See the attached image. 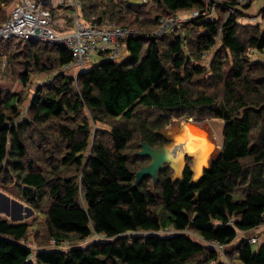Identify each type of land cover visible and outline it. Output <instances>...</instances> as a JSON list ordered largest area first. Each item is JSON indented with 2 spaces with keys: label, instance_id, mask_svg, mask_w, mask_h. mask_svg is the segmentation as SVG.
Listing matches in <instances>:
<instances>
[{
  "label": "trees",
  "instance_id": "1",
  "mask_svg": "<svg viewBox=\"0 0 264 264\" xmlns=\"http://www.w3.org/2000/svg\"><path fill=\"white\" fill-rule=\"evenodd\" d=\"M2 1L0 22L6 19ZM126 1L82 0V13L96 16L97 24L120 25L123 9L143 22L149 2L166 11L164 16L211 7L209 0ZM225 1V9H234L225 19L200 14L186 24V34L128 38L127 58L103 59L77 78L53 75L73 59L66 46L0 42V58L8 47L19 45L7 61L17 59L23 84L34 74L51 77L39 85L27 119H19L21 94L0 89V181L9 184L16 177L30 205L45 201L41 211L50 238L57 245H75L33 251L25 243L30 225L0 218V264H228L213 244L227 247L239 232L264 224V60H250L251 50L264 52V28L239 23L240 11L251 3ZM163 15L149 24L158 25ZM197 28L201 31L194 38ZM218 39L220 49L207 69L198 60ZM87 111L94 124L108 125L93 142ZM175 118L221 119L225 129L219 156L198 181L189 169L174 181L166 167L156 183L147 176L135 186L141 162L150 158L131 156L132 143L161 145L159 131ZM28 129L51 139L43 147V165L29 157ZM53 156L57 160L48 162ZM91 236L98 239L76 245ZM234 251L238 264H264V242L254 249L246 237Z\"/></svg>",
  "mask_w": 264,
  "mask_h": 264
},
{
  "label": "rangeland",
  "instance_id": "2",
  "mask_svg": "<svg viewBox=\"0 0 264 264\" xmlns=\"http://www.w3.org/2000/svg\"><path fill=\"white\" fill-rule=\"evenodd\" d=\"M143 1L144 0H127L126 3H128V2H130V3H142ZM225 2H226L225 0H209L208 4L210 3L211 7L209 5L210 8L207 11V12H209V13H207L208 17H210L211 19H213V18L225 19L229 15L233 14L234 9H228V8L225 9L223 7V4ZM237 2L239 4V0H237ZM16 3H17V0H3L1 2V9L5 12L6 18ZM251 3L252 4H251V6H249V9L244 10L243 8H241L244 11H240V13H239V15H240L239 23L241 25L256 24L255 22H257L256 20L258 19V20H261L258 24H260L264 28V19L260 18V16H264V0H252ZM135 6L136 5H134V7ZM123 10L124 11H122V12H123L125 17H122L123 19H121V20L119 19V21L121 23L120 25H129L133 28H136V29H138L140 34H155V32L158 29H160V27H161L160 22L158 25H150L149 20L156 17V15H158L159 13L161 15H163V14L167 15L166 11L158 9L155 4H153L152 2H149L147 4V10H148L149 14L148 15L145 13L142 14L144 19H143V22L141 21L143 24H142V27H140L139 25H137V24L141 23L140 22V16H139V19L136 20L134 15H132V14L130 15V13L128 11H126L125 9H123ZM56 13H57V15L59 14L60 17L62 16V14H60V12L56 11ZM190 14H191L190 12L188 13L187 11H181L180 10V11H177L176 13L171 14L170 16H164L163 15V17H162L163 20H165L167 18H168L167 20H173V18H176V17H178V19H177L175 24L171 25L168 29H166V31L163 33L162 36L163 37H169L170 36V38H172L173 34H186L185 26L191 20L188 18L190 16ZM82 15L86 20L90 19L87 17V15L84 13V11H83ZM95 17L92 16V18H95ZM71 20L72 19H70L66 16L65 21H67V22H65V24H67V26H69V28L74 25V22H73V24H71V26L69 25ZM200 31L201 30L198 28L193 29L192 36L194 38L197 37ZM16 45H17V43H14L11 47H8V49L10 48L9 50L7 49L8 52L6 50L3 51L4 54L0 58V64L2 65V69L0 72V89L9 91V93L21 94V96H22V102L20 105L21 116L19 118L21 120V119H27L29 117V107L31 105V102L33 100V97H34L39 85L46 83V81L51 79V77L49 75H46V74H34L31 76V79L28 81L27 84H23L21 82V80L19 79V71L21 70V68H19L18 67L19 65H17L18 64L17 59L16 58L14 59V57H13L12 62H11V60L7 61V60H9L7 58V56H9L8 54L11 53L13 51V49H15ZM220 46H221V42L218 39L217 46L215 48H213L212 50L208 51L204 55L203 58L198 60L199 63H201V65L205 66V68L209 69L210 65H211V61L214 59V56L217 53V51L220 49ZM17 48L19 50V45ZM49 48H50V46H48V49ZM5 52H7V53H5ZM221 52L223 54H225L224 50ZM128 55H129L128 51L124 50L123 53L120 55V59L121 60L125 59ZM23 57H25V56L20 57L21 60ZM94 60H92L91 63L86 65V69H90L91 66H93L92 62ZM250 60L251 61L264 60V52L259 53V52L251 50L250 51ZM193 62L195 63L194 60H193ZM73 73H74V71L70 72V74H73ZM152 112L155 115H157L159 113V112H154V111H152ZM86 115L90 118L88 111L86 112ZM182 119H186V118H175L172 120L171 124H169L168 126H172V124L174 122L180 121ZM189 119H192L193 121H195L193 118H189ZM89 120L91 123V134H92L91 139L93 142L95 135L96 134L100 135L101 130L108 129V125H106V124H94V122L92 121L91 118ZM198 123H200V125L202 127H204V130L207 132L211 142L214 144V147L216 150L213 152L212 158H217L219 156V153L221 152L223 142H224L225 123L221 119H215V118H212V119L209 118V119H206L204 121H200ZM168 126H166V127H168ZM47 128L50 131V133L54 130L53 125L47 126ZM161 130H164V129H161ZM40 131H41V128L38 130V132H40ZM34 132H35L34 129H28L26 131V133H27L26 136L27 137L29 136L30 138H32V142H33L32 143L31 140H27V143L29 144V157L32 159H34V158L37 159L38 164L43 165V162L47 163V161L44 159L45 151H44L43 147H44V144L47 141H51V139L44 137V136L38 137V136H36L37 134ZM52 136H54V135H52ZM138 144L139 143H137V141H134L132 143V149L130 152L131 156H134V157L139 156L137 153H139L142 150V147L140 146V144L139 145ZM54 155H57V152L54 151ZM54 158H55L54 156L50 157L48 162L54 161L55 160ZM150 161L151 160L144 159L140 165L145 166V165L149 164ZM6 165H7V161L4 162L3 166H6ZM141 166H140V169H141ZM138 169H139V166H138ZM172 175H174V172L172 173ZM20 184L21 183H19V181L16 179V177L14 178V181L9 183V184H6L4 181L2 182V180L0 181V200L4 201L5 205L10 210L9 213H6L5 211L4 212L0 211V218H8L11 223L27 222L30 225V227H29V234L27 236L25 243L28 244L33 251H37V250L42 249V248L68 250V249L72 248L73 246H75L74 244H71V242H65V244H67L65 246L64 245H59V246L55 245L54 239H51L47 233L46 216L41 211V210L45 209L46 202L45 201L41 202L39 207H34V206L30 205L22 197ZM238 188H239L238 190H240V192H241V190H244V186H242L241 184H239ZM259 229H260V231H257L258 232L257 235H259V237H261V238H258L255 235H252V232H247V233L239 232V235H238L236 241L231 243L229 246L220 248L217 244H213V245L215 248H217V250L222 255V259L224 260V262H226L228 264H238L239 261L235 258V256H236L235 251H234L235 245L237 243H239V241L243 240L246 237L249 239L255 238V241H252V242H257L256 244L253 245L254 249H257L259 244L264 242V226L262 228H259ZM167 232L168 231H164V232H161V234H167ZM169 232H172V231L170 230ZM257 232H254V234ZM134 234L138 235V234H141V232L132 233L131 235H134ZM97 239L98 238L96 236H91L85 242L81 241V242H78V244H76V245L85 247V246L93 243ZM228 254H229V256H228ZM199 258H197L193 262L194 263L197 262V260H199ZM210 264H215V263L212 262Z\"/></svg>",
  "mask_w": 264,
  "mask_h": 264
},
{
  "label": "built area",
  "instance_id": "3",
  "mask_svg": "<svg viewBox=\"0 0 264 264\" xmlns=\"http://www.w3.org/2000/svg\"><path fill=\"white\" fill-rule=\"evenodd\" d=\"M251 2L252 0H239V5L244 6ZM56 11L62 16L57 15ZM187 12L191 13L189 19L200 14L208 17L205 10L202 13L201 10ZM66 16L74 19V25L70 28L65 24ZM260 18L264 19V16ZM167 19L160 18L162 28L160 27L154 35L162 36L166 29L176 23L178 17ZM256 21L258 24L261 20ZM140 35L138 29L131 26H121L108 20L101 24L95 23L93 18L86 20L82 15V0H17L7 18L0 22V42L9 39L33 40L66 46L73 59L53 72V75L59 72L70 74L74 71L70 74L74 78L87 71L86 65L91 63L94 57L102 56L113 62L122 61L120 55L126 50V40ZM248 241H255V238ZM55 245L59 246L56 241ZM61 245L67 244L64 242Z\"/></svg>",
  "mask_w": 264,
  "mask_h": 264
},
{
  "label": "water",
  "instance_id": "4",
  "mask_svg": "<svg viewBox=\"0 0 264 264\" xmlns=\"http://www.w3.org/2000/svg\"><path fill=\"white\" fill-rule=\"evenodd\" d=\"M159 134L167 139L168 143L158 146H152L147 142L141 144L142 150L138 155L148 157L151 161L136 173L135 186L147 176L152 177L156 183L160 171L166 167L174 171V181L183 179L188 167V159L193 161L191 169L194 172V181H198L211 162L216 159L212 158L216 149L207 132L200 123L192 119L186 118L174 122L172 126L159 131ZM0 211L10 212L2 200H0Z\"/></svg>",
  "mask_w": 264,
  "mask_h": 264
},
{
  "label": "crops",
  "instance_id": "5",
  "mask_svg": "<svg viewBox=\"0 0 264 264\" xmlns=\"http://www.w3.org/2000/svg\"><path fill=\"white\" fill-rule=\"evenodd\" d=\"M252 4V3H251ZM95 59V60H94ZM94 61L92 62L93 64L92 65H94V64H96V63H98V62H100V61H102L103 59H105V58H103L102 56L101 57H94ZM14 203V202H13ZM18 203V202H17ZM18 205V204H17ZM22 207V206H21ZM20 207V208H21ZM264 225H261L260 227H257V228H255V229H252V230H250V231H248V232H252V235H255L256 237H258V238H261V237H259V235H257L258 234V232L257 231H260V229L259 228H262ZM254 232H257V233H255L254 234ZM247 233V232H246ZM249 239V238H248ZM253 243V245L254 244H256L257 242H252Z\"/></svg>",
  "mask_w": 264,
  "mask_h": 264
},
{
  "label": "flooded vegetation",
  "instance_id": "6",
  "mask_svg": "<svg viewBox=\"0 0 264 264\" xmlns=\"http://www.w3.org/2000/svg\"><path fill=\"white\" fill-rule=\"evenodd\" d=\"M163 138V137H162ZM166 143H168V140L167 139H165V138H163V142H162V144L161 145H164V144H166ZM188 161V167H187V169H189L191 172H192V178H193V180H194V172H193V170L191 169V166H192V164H193V161H192V159H188L187 160ZM173 171V170H172ZM186 171V170H185ZM174 172V171H173ZM185 173V172H184ZM184 178V177H183Z\"/></svg>",
  "mask_w": 264,
  "mask_h": 264
},
{
  "label": "bare ground",
  "instance_id": "7",
  "mask_svg": "<svg viewBox=\"0 0 264 264\" xmlns=\"http://www.w3.org/2000/svg\"><path fill=\"white\" fill-rule=\"evenodd\" d=\"M247 17V16H246ZM204 128V127H203ZM211 146H212V144H211Z\"/></svg>",
  "mask_w": 264,
  "mask_h": 264
}]
</instances>
